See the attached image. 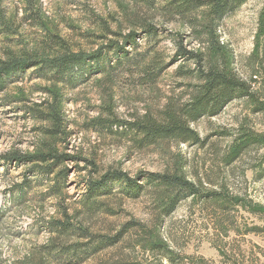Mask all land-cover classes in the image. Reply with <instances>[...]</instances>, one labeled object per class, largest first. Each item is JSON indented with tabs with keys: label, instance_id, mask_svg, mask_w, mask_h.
<instances>
[{
	"label": "rangeland",
	"instance_id": "obj_1",
	"mask_svg": "<svg viewBox=\"0 0 264 264\" xmlns=\"http://www.w3.org/2000/svg\"><path fill=\"white\" fill-rule=\"evenodd\" d=\"M164 4L163 0H0V23H10L16 32L0 33L3 60L24 53L56 54L58 49H48L45 32L63 38L76 53L89 54L115 42L127 52L120 63L109 53V64L104 59L106 64L88 68L86 76L74 75L73 89L38 77L34 67L5 80L0 91V264H172L151 250L156 241L174 253V264L200 260L264 264V213L241 205L225 207L221 199L188 198L169 216L160 217L154 190L142 181L149 173L178 175L202 193L220 192L222 197L264 206V112L256 111L252 100L236 99L218 115L191 124L202 141L198 145L165 141L139 147L130 137L112 135L93 123L158 117L172 101L187 102L199 83L195 74L179 75L196 68L192 61L177 57L179 41L201 55L204 66L234 72L251 82L252 94L264 104L260 27L264 0H246L221 21L214 37L200 31V13L193 26L186 17L161 11ZM148 25L157 30L151 42L143 32ZM133 32L136 44H123V37ZM155 57L161 71L154 83L143 84L139 70ZM247 133L261 142L242 148ZM50 150L75 159L54 166L48 178L30 173V165L1 159L13 152L35 155ZM60 171L67 172L66 177L60 192L51 196ZM110 171L127 174L144 190L131 199L110 183L112 193L92 201L98 209L87 210L82 204L86 182ZM64 213L71 232L57 236L48 224L65 220ZM75 228L113 243L86 257L57 251L56 246L87 244L73 232Z\"/></svg>",
	"mask_w": 264,
	"mask_h": 264
},
{
	"label": "trees",
	"instance_id": "obj_2",
	"mask_svg": "<svg viewBox=\"0 0 264 264\" xmlns=\"http://www.w3.org/2000/svg\"><path fill=\"white\" fill-rule=\"evenodd\" d=\"M163 1L165 4L161 7V11L179 18L186 17L190 21H193V26H196V18L200 13L201 19L203 20L200 31L204 34L207 33L210 37H214L221 21L233 14L246 0ZM32 16H29V19H32L31 22L37 23ZM36 17L38 18V16ZM9 24L1 22L0 33H5L7 36L14 35L16 32L14 30L12 31ZM260 27L264 31V11L261 17ZM143 32L147 42H151L156 36L157 30L151 25H148L143 29ZM45 35L44 40L49 44L48 49H51V51L58 49L56 54L37 57L24 53L17 57L9 55L6 60L0 58V91L4 88L5 80L8 76L18 74L32 67L36 68L38 77L73 89L77 85L74 75L78 78L86 76L88 74V68L98 65L101 67L104 65V59L109 64V58L107 56L109 53L117 56V63H120L121 59L127 56V52L116 42L108 46L102 45L96 51L86 54L83 52H74L66 44L65 40L59 36L46 32ZM136 35L133 32L124 36L123 44H136ZM215 45L218 47L217 50L221 49L216 41ZM120 52H123V56L119 55ZM177 57L184 61H192L196 66L195 70H193L195 73L193 71L179 73L182 77L186 75L193 76L195 74L199 83L195 86L192 96L187 102L176 103L172 101L165 106L158 117L145 116L141 120L134 122H121L109 118V120H97L93 123L99 125L100 130L106 129L107 133L112 135L130 137L139 147L154 145L165 141L198 145L202 144V141L191 128V124L203 117H214L218 115L232 101L248 98L255 104L256 111L264 112V104L258 103L252 94L251 82L244 81L234 72L211 65L208 67L204 66L202 56L187 50L181 41L177 45ZM158 59L159 57H155L150 64H145L146 66L144 68H140L139 71L142 73L141 81H143V84L155 82V79L161 71V68L159 69L160 60ZM106 71H110V66L107 67ZM53 119L55 121L57 120L56 118ZM55 123L56 125L58 124V122ZM113 127L116 130H112ZM244 137V144H241L242 148L246 145H255L261 142L258 140V137L250 133H247ZM1 159L5 163L15 162L30 165V173L48 178L50 175H53L54 166H60L66 161L75 158L65 153H57L50 150L49 152L35 155L13 152L11 154H5ZM66 173L60 171L56 174L54 184L50 188L51 196L57 195L60 192ZM142 181L149 189L154 190L156 198L158 199L155 207L159 209L160 217L169 216L175 211L180 202L188 198L204 200L205 202L221 199V201H224L225 207L229 205L232 207L241 205L254 213H264V206L252 205L251 202H246L239 197H229L228 195L222 197V193L220 192L202 193L198 186L178 175L149 173L144 176ZM110 183L120 187L119 194L131 199L139 197L144 190L141 185L136 183V180L129 178L127 174L121 171L107 172L101 179L95 182L91 180L86 182L87 194L83 196L82 204L87 210L94 211L98 209V206L92 201L112 193L109 186ZM63 217L65 219L63 221H55L48 224L51 233H56L57 236L70 234L71 225L69 223V217L66 213L63 214ZM73 232H76L79 237L87 239V244L84 246H79L78 244L71 245L64 248L60 246L58 248L56 246L55 248L56 250L58 249L57 251L60 250L67 253V255H72L73 258L93 255L107 247L109 243H113L107 238H99L98 236H94L95 234H90L80 228H75ZM151 250L159 253L163 258L168 259L170 263L174 264V253L167 246H164V244L157 243V241L153 242L151 244ZM197 264L205 263L200 260Z\"/></svg>",
	"mask_w": 264,
	"mask_h": 264
}]
</instances>
